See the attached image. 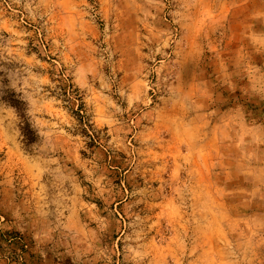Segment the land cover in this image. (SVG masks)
<instances>
[{"label": "rangeland", "instance_id": "374dc122", "mask_svg": "<svg viewBox=\"0 0 264 264\" xmlns=\"http://www.w3.org/2000/svg\"><path fill=\"white\" fill-rule=\"evenodd\" d=\"M0 264H264V0H0Z\"/></svg>", "mask_w": 264, "mask_h": 264}, {"label": "trees", "instance_id": "16d2710c", "mask_svg": "<svg viewBox=\"0 0 264 264\" xmlns=\"http://www.w3.org/2000/svg\"><path fill=\"white\" fill-rule=\"evenodd\" d=\"M1 100L7 103L8 105L15 108L18 116L21 119L20 122V132L23 136L25 143H33L37 140L38 134L36 130L32 127L31 123L27 117V104L20 97V94L16 93L12 89H7L4 91L3 95H1Z\"/></svg>", "mask_w": 264, "mask_h": 264}]
</instances>
